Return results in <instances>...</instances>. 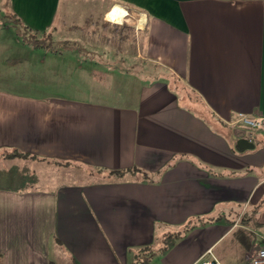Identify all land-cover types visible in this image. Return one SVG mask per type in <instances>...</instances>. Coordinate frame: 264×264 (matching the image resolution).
<instances>
[{
	"label": "crops",
	"instance_id": "0c3cea01",
	"mask_svg": "<svg viewBox=\"0 0 264 264\" xmlns=\"http://www.w3.org/2000/svg\"><path fill=\"white\" fill-rule=\"evenodd\" d=\"M60 5L1 4L25 32L48 35L51 44L58 16L69 30L64 37L86 45L99 35L88 24L125 23L135 30L138 57L158 72L142 81L108 67L106 59L94 64L103 76L96 82L89 60L71 58L70 49L34 46L26 52L29 75L0 74L2 84L33 86L40 77L29 69L37 65L67 87L73 76L90 84L82 97L0 86V153L27 154L0 163H31L37 171L30 177L0 172V264H58L61 257L70 264H128L133 252L195 218L215 220L171 240L151 261L201 264L214 257L220 264H249L257 244L252 240L245 251L234 228L217 217L264 197V138L240 152L229 126L237 114L264 116V0ZM92 48L77 50L87 55ZM101 48V55L110 51ZM184 92L201 111L182 103ZM67 165L139 173L75 184L46 177L50 166Z\"/></svg>",
	"mask_w": 264,
	"mask_h": 264
},
{
	"label": "rangeland",
	"instance_id": "374dc122",
	"mask_svg": "<svg viewBox=\"0 0 264 264\" xmlns=\"http://www.w3.org/2000/svg\"><path fill=\"white\" fill-rule=\"evenodd\" d=\"M3 0H0V74L9 76L11 75L13 79H19L24 74H28V66L26 63V52L27 49L33 48L34 46H43V47H57V48H63L65 50L64 52L70 53L66 50H71L73 55H69L71 58H77V59H87L92 63V68L89 67L92 71L95 73L96 82L97 79L103 78L101 77V69H97L99 66L98 64H101V62L107 63L108 65H103V67H110L115 69L119 72L126 71L128 73H131V75L140 77L142 81L151 82L153 79V75H155L158 70L156 68H153L152 65L147 64L141 57H138V49H137V42L138 39L136 37L135 30L131 29L126 25L125 23L122 25H115V24H108L110 26L109 29H102L98 24L91 25L92 28L90 30L98 32L97 38L89 39L87 42V45L81 42L80 40H77V38H74L73 40L67 39L64 37L62 33L68 32V29H65L63 26V21L60 16H58V20L56 21V24L54 27L59 32L58 35H56V42L51 44V41L49 40L48 35H29L27 32L23 30L19 26V24L15 23L13 18L10 16V13L7 11H3V8L1 6ZM67 0H61L60 9L63 8V2ZM70 3H77L78 0H69ZM66 5V4H65ZM64 5V6H65ZM63 13L62 10H60V14ZM66 25V24H65ZM126 26V28H124ZM76 30L75 27H73ZM53 30V29H52ZM75 32V36H77L80 31H72ZM62 35V36H61ZM100 35L103 36V38L99 37ZM58 42V43H57ZM68 42V43H65ZM89 43V44H88ZM92 48L91 52L92 54H79L77 49H88ZM107 46L110 51H105L101 55V47ZM98 47V48H97ZM52 49V48H51ZM101 55V57H100ZM103 57V59H102ZM88 63V64H89ZM94 64H97L94 66ZM32 66L30 70V75L34 77L39 75V79L34 80L33 86L28 85L23 86L21 84H11V83H0V86L2 89H8L10 91H16L19 93H26V94H40V95H65V96H71V97H82L84 94H87L86 88L90 89V84L88 82H79L75 79L73 76L71 80L68 82L69 87L66 86L67 82L66 80H60L57 78H54L52 80L51 77H47L46 71H39L37 70L38 67ZM140 70L145 71L141 72ZM63 71V69H62ZM147 72V73H146ZM45 75V76H44ZM46 78L48 80H46ZM20 80V79H19ZM184 98L182 100V103L186 106L195 107L197 111H201V108L192 102L189 101L188 95L184 92L183 93ZM207 117V116H206ZM234 131V134L236 133V129L231 127ZM22 156H19L17 154H14L13 152H3L0 153V162L6 159L10 158H21ZM7 163L3 162L0 163V172L4 171V169H8L6 172L10 175L18 174V176H24V177H30L35 176L37 174V171H35L31 163H28L30 165H22L17 167L7 166ZM66 165V164H65ZM6 166V168H5ZM68 167H60V166H50L49 170H47L46 177L51 181H55V183H65L69 182L72 184L75 183H83L91 181L92 179H106L103 178L101 175H90V172L88 169L84 167H78L74 165H67ZM264 200V197L262 198ZM261 200V201H262ZM215 215V214H214ZM218 216V215H216ZM224 219L228 225L234 228V232L237 230H244L248 234V236L251 238V241L255 242L257 244L258 249L263 246L264 244V202H258L255 205H246V206H237L231 209L230 211H226V213L222 216H218L217 219ZM178 230H173L166 232L156 238L155 242L149 246L148 249L141 248L139 250H136L128 264H139V261H142L148 251L150 250L154 252V254L159 253L158 250L162 248V243H165L166 245L170 243L171 240H173L170 235L173 233L178 232ZM226 247L224 246L222 249H220V252L223 251ZM136 254V255H135ZM153 254V255H154ZM216 254V253H214ZM221 260V258H218ZM224 259V258H222ZM58 264H70L68 261L61 257L58 260ZM148 264H156L155 260H150Z\"/></svg>",
	"mask_w": 264,
	"mask_h": 264
},
{
	"label": "trees",
	"instance_id": "16d2710c",
	"mask_svg": "<svg viewBox=\"0 0 264 264\" xmlns=\"http://www.w3.org/2000/svg\"><path fill=\"white\" fill-rule=\"evenodd\" d=\"M10 16L13 18L14 22L19 24V21L16 19V17L13 14H10ZM124 28H126V26H124ZM14 154H17L19 156L22 157H26L27 154H21L18 152H13ZM90 175H94L96 174L101 175L103 178L106 179H110V178H117V179H122L124 176L128 175V174H133L135 172H138V170L136 169H131V170H120V171H105L102 169H89ZM143 177H146L144 173H142ZM147 178V177H146ZM261 203L264 202V200L260 201ZM215 219L212 218H195L192 220H189L188 222H186L180 229L178 232L173 233L170 235V237L172 239H180L183 236L186 235L187 232H189L190 230L196 228V227H201L204 226L208 223L213 222ZM235 236V240L237 241V243H239L245 251H249L251 248V240L250 237L248 236V234L246 232H244V230H237L234 234ZM148 249L149 246L144 247V249ZM167 249V245L165 243H162V248L158 250L159 253H163L165 250ZM148 251V253L146 254V256L144 257V259L142 261H139V264H148L154 254L153 251L150 250H146ZM134 253V252H133ZM136 255V254H135Z\"/></svg>",
	"mask_w": 264,
	"mask_h": 264
},
{
	"label": "built area",
	"instance_id": "2783aa9c",
	"mask_svg": "<svg viewBox=\"0 0 264 264\" xmlns=\"http://www.w3.org/2000/svg\"><path fill=\"white\" fill-rule=\"evenodd\" d=\"M229 126L236 129L234 137L236 140L245 139L252 143L258 136L264 138V116H249L237 114L229 122ZM201 264H220L214 257ZM249 264H264V244L250 257Z\"/></svg>",
	"mask_w": 264,
	"mask_h": 264
},
{
	"label": "water",
	"instance_id": "95a60500",
	"mask_svg": "<svg viewBox=\"0 0 264 264\" xmlns=\"http://www.w3.org/2000/svg\"><path fill=\"white\" fill-rule=\"evenodd\" d=\"M254 148V144L248 142L245 139H239L236 141V149L240 152L244 150H252Z\"/></svg>",
	"mask_w": 264,
	"mask_h": 264
},
{
	"label": "bare ground",
	"instance_id": "6f19581e",
	"mask_svg": "<svg viewBox=\"0 0 264 264\" xmlns=\"http://www.w3.org/2000/svg\"><path fill=\"white\" fill-rule=\"evenodd\" d=\"M117 12H122V11H121L120 9H118ZM120 14H121V13H120ZM120 14L118 15V14L116 13V14H115V17L118 18V19H119V18H122V15L120 16Z\"/></svg>",
	"mask_w": 264,
	"mask_h": 264
}]
</instances>
